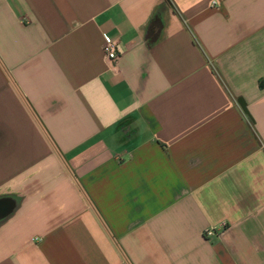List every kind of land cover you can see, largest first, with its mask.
Wrapping results in <instances>:
<instances>
[{"label":"crops","instance_id":"crops-1","mask_svg":"<svg viewBox=\"0 0 264 264\" xmlns=\"http://www.w3.org/2000/svg\"><path fill=\"white\" fill-rule=\"evenodd\" d=\"M0 264H264V0H0Z\"/></svg>","mask_w":264,"mask_h":264},{"label":"built area","instance_id":"built-area-1","mask_svg":"<svg viewBox=\"0 0 264 264\" xmlns=\"http://www.w3.org/2000/svg\"><path fill=\"white\" fill-rule=\"evenodd\" d=\"M103 52L105 56L113 63H117L121 57V47L118 41L106 38ZM226 229V224L222 223L218 228H212L205 231L206 238L219 237L221 232Z\"/></svg>","mask_w":264,"mask_h":264},{"label":"water","instance_id":"water-1","mask_svg":"<svg viewBox=\"0 0 264 264\" xmlns=\"http://www.w3.org/2000/svg\"><path fill=\"white\" fill-rule=\"evenodd\" d=\"M243 105V104H242Z\"/></svg>","mask_w":264,"mask_h":264}]
</instances>
